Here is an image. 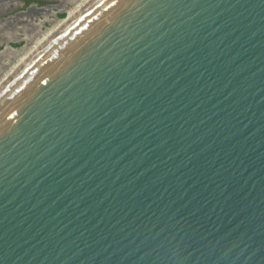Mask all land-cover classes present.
Wrapping results in <instances>:
<instances>
[{"label":"water","instance_id":"water-1","mask_svg":"<svg viewBox=\"0 0 264 264\" xmlns=\"http://www.w3.org/2000/svg\"><path fill=\"white\" fill-rule=\"evenodd\" d=\"M0 264H264V0H91L0 84Z\"/></svg>","mask_w":264,"mask_h":264},{"label":"bare ground","instance_id":"bare-ground-1","mask_svg":"<svg viewBox=\"0 0 264 264\" xmlns=\"http://www.w3.org/2000/svg\"><path fill=\"white\" fill-rule=\"evenodd\" d=\"M90 1L91 0H67L69 5L59 2L60 5H58L56 8L58 10L66 11V16L64 18H57L55 16V11H53L50 7H43L41 9H34L30 7L27 8L26 11L21 12L15 18L4 19L3 21L5 24H8L9 26L11 25L10 23L14 24V22L22 23V28L20 29L22 32V37L18 36L17 38H23L26 43L18 49L6 44L4 49L0 51V84H2L10 75H12L24 62H26L53 33H55L64 23L72 18ZM39 14L43 15V19H40L38 22L34 23L32 16H37ZM21 17L24 18L20 19ZM43 20H47L50 24L48 27L45 26L44 30L40 29V25L42 24ZM4 28L6 29L7 26ZM27 31L29 34H25ZM9 33L10 34L7 35L6 38H13L14 34L12 31ZM3 58H7L8 62H3Z\"/></svg>","mask_w":264,"mask_h":264},{"label":"rangeland","instance_id":"rangeland-1","mask_svg":"<svg viewBox=\"0 0 264 264\" xmlns=\"http://www.w3.org/2000/svg\"><path fill=\"white\" fill-rule=\"evenodd\" d=\"M59 2H62V4L69 5V2H67V0H53V2L48 4V5L50 8H52L53 11H55V16L57 18H64L66 16V11L58 10L56 8L58 5H60ZM13 6H14L13 2H10L9 0L8 1L0 0V51H2L4 49V46L6 44H9V46L18 49L26 43V41L23 38L22 39L17 38L18 36L22 37V32L20 31V29L22 28V23H15L14 22V24L10 23L11 25L9 26L8 24H5V22L3 21L4 19L15 16L17 13H19L21 11H25V9L23 7L19 8V9H11V8H13ZM44 6H46V5H44ZM32 17H33L34 23L38 22L40 19H43V15H41V14H39L37 16H32ZM23 18L24 17H21L20 19H23ZM12 25H14V26H12ZM6 26H7V28L5 29L4 27H6ZM45 26H47V27L50 26V24L47 20H43L42 24L40 25V29L44 30ZM11 31L14 34L13 38H9V39L6 38V36L9 35L10 34L9 32H11ZM25 34H29V32L27 31V33H25ZM2 61L6 62V63L8 62L7 58H3Z\"/></svg>","mask_w":264,"mask_h":264},{"label":"flooded vegetation","instance_id":"flooded-vegetation-1","mask_svg":"<svg viewBox=\"0 0 264 264\" xmlns=\"http://www.w3.org/2000/svg\"><path fill=\"white\" fill-rule=\"evenodd\" d=\"M8 1V0H6ZM10 2H13L14 6L11 9H19L21 7H23L25 9V11L27 10V8L32 7L34 9H41L44 7H49L48 4L52 3L53 0H9ZM24 12V11H21ZM21 12L17 13L15 16L13 17H9V18H15L16 16H18Z\"/></svg>","mask_w":264,"mask_h":264}]
</instances>
